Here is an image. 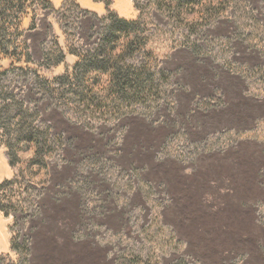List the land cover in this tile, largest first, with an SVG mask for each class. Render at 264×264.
Listing matches in <instances>:
<instances>
[{
    "label": "rangeland",
    "instance_id": "1",
    "mask_svg": "<svg viewBox=\"0 0 264 264\" xmlns=\"http://www.w3.org/2000/svg\"><path fill=\"white\" fill-rule=\"evenodd\" d=\"M241 1L238 21L227 14L198 36L201 56L182 49L164 62L171 107L92 130L28 95L63 149L49 180L35 182L33 213L22 211L14 227L0 214V264H20L10 251L19 232L29 264H264V0ZM127 5L136 16L133 0ZM66 15L72 35L95 32V20ZM31 18L21 21L31 66L51 79L77 59L41 66L49 30L63 49L74 38L67 41L54 15L37 30ZM14 174L0 147V182Z\"/></svg>",
    "mask_w": 264,
    "mask_h": 264
},
{
    "label": "trees",
    "instance_id": "2",
    "mask_svg": "<svg viewBox=\"0 0 264 264\" xmlns=\"http://www.w3.org/2000/svg\"><path fill=\"white\" fill-rule=\"evenodd\" d=\"M93 1L104 4L105 15L83 9L77 0H63L60 7L51 0H0V147L15 170L11 179L0 182V214L15 221L13 227L22 211L37 208L40 191L35 182L49 180L50 161L63 149V140L43 124L28 95L49 99L92 130L127 117H148L172 105V75L164 62L182 49L201 56L198 36L227 14L238 21L240 11L246 10L241 0H133L138 17L126 19L113 8L114 0ZM67 13L98 22L88 40L70 33L64 21ZM29 14L31 30L50 14L58 19L67 41L74 38L63 49L49 30L41 66L64 64L67 55L77 59L51 79L31 66L27 30L21 28ZM250 16L249 24L255 20ZM256 71L248 72L252 79ZM10 251L21 258L20 264H29L30 244L20 232L12 236ZM132 264H141V259Z\"/></svg>",
    "mask_w": 264,
    "mask_h": 264
},
{
    "label": "crops",
    "instance_id": "3",
    "mask_svg": "<svg viewBox=\"0 0 264 264\" xmlns=\"http://www.w3.org/2000/svg\"><path fill=\"white\" fill-rule=\"evenodd\" d=\"M79 1V4H81V7L83 9H86V10H90V11H93V12H96L98 13L99 15H105L106 13V9H105V6L104 4L102 3H95L93 0H84V2H81V0H78ZM123 7L122 9L115 6L116 7V11H118L119 15L123 18H126V19H136L138 17V12L136 11L137 15L136 16H133L131 15L130 11H129V8L127 7L128 5V0H123ZM63 0H59L58 4L56 5H59V4H62ZM115 2V0H114ZM55 5V6H56ZM58 7V6H56ZM74 57V56H73Z\"/></svg>",
    "mask_w": 264,
    "mask_h": 264
}]
</instances>
